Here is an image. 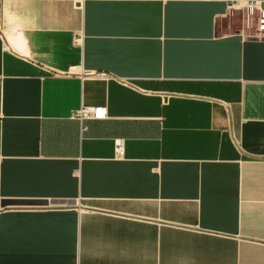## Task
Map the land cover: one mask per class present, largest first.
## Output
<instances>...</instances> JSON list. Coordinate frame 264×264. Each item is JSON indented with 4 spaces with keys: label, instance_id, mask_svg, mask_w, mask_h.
Wrapping results in <instances>:
<instances>
[{
    "label": "crops",
    "instance_id": "1",
    "mask_svg": "<svg viewBox=\"0 0 264 264\" xmlns=\"http://www.w3.org/2000/svg\"><path fill=\"white\" fill-rule=\"evenodd\" d=\"M245 33L227 0H0V264H264Z\"/></svg>",
    "mask_w": 264,
    "mask_h": 264
},
{
    "label": "built area",
    "instance_id": "2",
    "mask_svg": "<svg viewBox=\"0 0 264 264\" xmlns=\"http://www.w3.org/2000/svg\"><path fill=\"white\" fill-rule=\"evenodd\" d=\"M230 7H237L243 13L245 37L248 39L264 40V6L259 1L227 0ZM107 118V109L101 106H84L71 115L72 120L80 124L81 131L86 130L84 122L88 120H104ZM115 152L122 154L120 142H115Z\"/></svg>",
    "mask_w": 264,
    "mask_h": 264
}]
</instances>
